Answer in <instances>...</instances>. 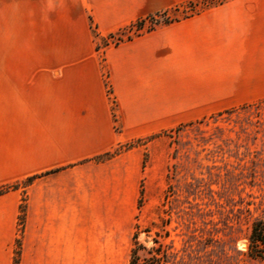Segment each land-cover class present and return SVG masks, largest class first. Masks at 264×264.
Returning <instances> with one entry per match:
<instances>
[{
	"label": "crops",
	"instance_id": "0c3cea01",
	"mask_svg": "<svg viewBox=\"0 0 264 264\" xmlns=\"http://www.w3.org/2000/svg\"><path fill=\"white\" fill-rule=\"evenodd\" d=\"M181 1L7 6L0 187L30 182L0 195V264L16 253L17 264H125L144 150L120 147L155 137L147 145L164 154L157 135L264 100V0H228L97 49Z\"/></svg>",
	"mask_w": 264,
	"mask_h": 264
},
{
	"label": "rangeland",
	"instance_id": "374dc122",
	"mask_svg": "<svg viewBox=\"0 0 264 264\" xmlns=\"http://www.w3.org/2000/svg\"><path fill=\"white\" fill-rule=\"evenodd\" d=\"M187 1L155 18H181L191 11L184 9ZM214 1L205 0L204 7ZM12 3L0 0V58L13 55V37L3 21ZM151 22L146 19L145 25ZM255 104L207 114L157 135L165 137L164 154L159 144L147 145L155 137L120 147L144 150L134 232L146 249L157 240L169 252V264H264L246 253L250 225L264 216V100Z\"/></svg>",
	"mask_w": 264,
	"mask_h": 264
},
{
	"label": "trees",
	"instance_id": "16d2710c",
	"mask_svg": "<svg viewBox=\"0 0 264 264\" xmlns=\"http://www.w3.org/2000/svg\"><path fill=\"white\" fill-rule=\"evenodd\" d=\"M204 1L205 0H195V1H189L185 3L184 9L186 10L190 9L191 11L184 13L182 17L179 19H169L166 17L163 20L159 21L155 18L158 16V14L149 15L145 18L139 19L133 22L132 24H130L129 26H127L126 28L122 29L121 31L117 32L116 34L109 35L104 40L103 47H106L108 45H117L120 42L131 39L133 36H137L144 32L153 30L159 24H168V23L178 21L180 19L191 17L197 14L201 9L205 8L204 6L206 5L204 4ZM226 1L228 0H215L214 5L222 4L223 2H226ZM199 3L203 4L200 7V9H195V8L193 9V7L197 6ZM180 7H182V5L176 6L174 8V11H178ZM146 19H150L152 21L149 26L145 25ZM126 32H128L129 34L124 35V33ZM109 40H113V41H109ZM252 105H256V104H252ZM113 154H115V151L111 153H106L100 157L95 158L94 160L95 161L105 160V159H108ZM29 182H30V179L25 180L18 184H12L8 186L0 187V195L8 191L9 189H15L18 186L25 185ZM23 210H24V206L21 205L20 207L21 215H22ZM21 218L22 216L20 217V220ZM145 232L148 233L149 230H145ZM138 236H139V233L135 231L133 234L132 247L130 249V254H129L127 264H169V252L166 249H164L157 240H153V243L156 246L151 247L150 249H146L141 243L138 242ZM246 240H247V249H246L247 256L254 260L264 261V216L255 218L252 221L250 225L249 234ZM140 251H143L145 254L141 256L139 254ZM17 260L18 259H17V253H16L13 264H17Z\"/></svg>",
	"mask_w": 264,
	"mask_h": 264
}]
</instances>
